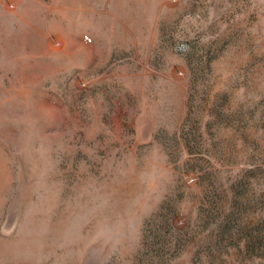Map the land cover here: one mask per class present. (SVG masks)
I'll return each instance as SVG.
<instances>
[{"label": "rangeland", "instance_id": "1", "mask_svg": "<svg viewBox=\"0 0 264 264\" xmlns=\"http://www.w3.org/2000/svg\"><path fill=\"white\" fill-rule=\"evenodd\" d=\"M0 264H264V0H0Z\"/></svg>", "mask_w": 264, "mask_h": 264}]
</instances>
